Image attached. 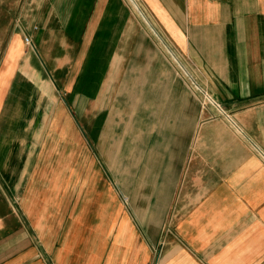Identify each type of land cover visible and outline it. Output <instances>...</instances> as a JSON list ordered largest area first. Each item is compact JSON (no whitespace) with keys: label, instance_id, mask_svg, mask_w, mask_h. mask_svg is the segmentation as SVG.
Masks as SVG:
<instances>
[{"label":"crops","instance_id":"obj_1","mask_svg":"<svg viewBox=\"0 0 264 264\" xmlns=\"http://www.w3.org/2000/svg\"><path fill=\"white\" fill-rule=\"evenodd\" d=\"M263 153L264 0H0V264H264Z\"/></svg>","mask_w":264,"mask_h":264},{"label":"built area","instance_id":"obj_2","mask_svg":"<svg viewBox=\"0 0 264 264\" xmlns=\"http://www.w3.org/2000/svg\"><path fill=\"white\" fill-rule=\"evenodd\" d=\"M26 43L28 44V45H30L31 44V40H30V38H26ZM204 103L206 104V103H213L214 101H213V99L209 96V95H205L204 96ZM263 155H264V153H263Z\"/></svg>","mask_w":264,"mask_h":264}]
</instances>
